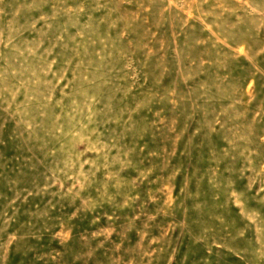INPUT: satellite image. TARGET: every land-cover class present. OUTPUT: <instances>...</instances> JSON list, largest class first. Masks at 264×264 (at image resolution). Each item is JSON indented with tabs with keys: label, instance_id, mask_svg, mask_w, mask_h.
Returning <instances> with one entry per match:
<instances>
[{
	"label": "rangeland",
	"instance_id": "1",
	"mask_svg": "<svg viewBox=\"0 0 264 264\" xmlns=\"http://www.w3.org/2000/svg\"><path fill=\"white\" fill-rule=\"evenodd\" d=\"M0 264H264V0H0Z\"/></svg>",
	"mask_w": 264,
	"mask_h": 264
}]
</instances>
